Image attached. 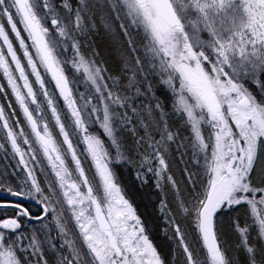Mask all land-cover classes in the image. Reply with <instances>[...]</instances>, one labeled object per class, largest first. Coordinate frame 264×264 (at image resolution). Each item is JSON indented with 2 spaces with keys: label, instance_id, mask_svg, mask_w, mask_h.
<instances>
[{
  "label": "snow or ice",
  "instance_id": "1",
  "mask_svg": "<svg viewBox=\"0 0 264 264\" xmlns=\"http://www.w3.org/2000/svg\"><path fill=\"white\" fill-rule=\"evenodd\" d=\"M0 77V264H264V0H0Z\"/></svg>",
  "mask_w": 264,
  "mask_h": 264
},
{
  "label": "trees",
  "instance_id": "2",
  "mask_svg": "<svg viewBox=\"0 0 264 264\" xmlns=\"http://www.w3.org/2000/svg\"><path fill=\"white\" fill-rule=\"evenodd\" d=\"M93 47L98 52L101 62L105 63L110 70L118 69L120 64L119 45L116 41L105 31L100 21H97V30L92 36ZM2 166V164H0ZM230 238L235 242L238 237L230 233Z\"/></svg>",
  "mask_w": 264,
  "mask_h": 264
},
{
  "label": "flooded vegetation",
  "instance_id": "3",
  "mask_svg": "<svg viewBox=\"0 0 264 264\" xmlns=\"http://www.w3.org/2000/svg\"><path fill=\"white\" fill-rule=\"evenodd\" d=\"M0 79H2V77H0ZM0 99H2V98H0Z\"/></svg>",
  "mask_w": 264,
  "mask_h": 264
},
{
  "label": "rangeland",
  "instance_id": "4",
  "mask_svg": "<svg viewBox=\"0 0 264 264\" xmlns=\"http://www.w3.org/2000/svg\"><path fill=\"white\" fill-rule=\"evenodd\" d=\"M46 79H47V77H46Z\"/></svg>",
  "mask_w": 264,
  "mask_h": 264
}]
</instances>
